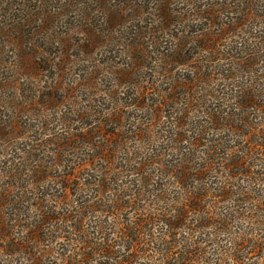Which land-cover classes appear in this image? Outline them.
Here are the masks:
<instances>
[{
    "label": "rangeland",
    "instance_id": "374dc122",
    "mask_svg": "<svg viewBox=\"0 0 264 264\" xmlns=\"http://www.w3.org/2000/svg\"><path fill=\"white\" fill-rule=\"evenodd\" d=\"M186 246L264 264V0H0V264Z\"/></svg>",
    "mask_w": 264,
    "mask_h": 264
},
{
    "label": "trees",
    "instance_id": "16d2710c",
    "mask_svg": "<svg viewBox=\"0 0 264 264\" xmlns=\"http://www.w3.org/2000/svg\"><path fill=\"white\" fill-rule=\"evenodd\" d=\"M213 36H215V35H213ZM211 37L210 38V40H208L209 41V44H211L213 41H214V37ZM251 56H252V54H248V57H245V59H252L251 58ZM233 57H234V55H233ZM207 60V58H203L202 60H204V61H206ZM207 62V61H206ZM221 75H223V74H221ZM220 75V76H221ZM251 100V99H250ZM243 101V100H242ZM249 101V100H248ZM252 102H255V101H252L251 100V102H250V104H249V108L251 109V111L252 110H254V111H256L257 109L256 108H254L255 106V103H252ZM250 115H251V113H250ZM220 118H223V117H220ZM224 119V118H223ZM226 120L227 121H230L229 120V118H226ZM218 124V123H217ZM200 204V202L197 204V206ZM175 226H176V224H175ZM195 254V252L192 250V251H190V249H189V247L188 246H186L185 247V249H184V252H181L180 254H179V258H176V259H178V261L180 262V263H182V264H187V262L186 261H190V260H193V257H192V259H191V256L190 255H194ZM181 255V256H180ZM190 259V260H187V259Z\"/></svg>",
    "mask_w": 264,
    "mask_h": 264
}]
</instances>
